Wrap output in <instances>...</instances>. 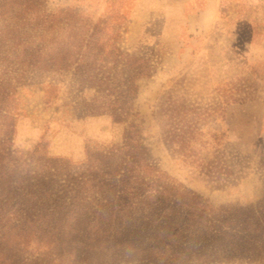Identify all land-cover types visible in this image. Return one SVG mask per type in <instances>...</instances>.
<instances>
[{
  "label": "rangeland",
  "instance_id": "1",
  "mask_svg": "<svg viewBox=\"0 0 264 264\" xmlns=\"http://www.w3.org/2000/svg\"><path fill=\"white\" fill-rule=\"evenodd\" d=\"M128 141L215 208L264 206V0H0V210L40 218L10 220L31 232L0 241L9 264H264L203 224L156 255L138 230L154 206H90L92 165Z\"/></svg>",
  "mask_w": 264,
  "mask_h": 264
},
{
  "label": "trees",
  "instance_id": "2",
  "mask_svg": "<svg viewBox=\"0 0 264 264\" xmlns=\"http://www.w3.org/2000/svg\"><path fill=\"white\" fill-rule=\"evenodd\" d=\"M165 125L172 134L168 138L169 141H180L182 148L190 144V135H194L193 129L190 121H185L180 111L173 110ZM147 155L146 147L139 142H124L122 146L107 151L99 164L92 165L90 177L86 182L91 191L89 199L92 198V204L90 206H154L153 210L148 211L145 217H151L155 224L150 225L149 222H145L143 226H138V230L141 229L145 232L146 238L151 243L149 251L155 252L156 255L165 251L173 256L179 253L181 250H178L177 244L185 241V235L188 232H199L200 228H196V224H203L204 227L208 226V228L214 229L213 233L217 236L215 241L225 242L223 248H230L233 255L238 252L239 256L245 257L246 254L243 253L247 251L246 249L256 251L264 249V206H245L227 210L215 208L203 196L187 190L181 184L170 181L156 166L149 162ZM115 156L117 160L114 163ZM131 162L136 165L133 170L128 168ZM145 174L153 175L156 188L153 186V188L147 189L151 186H145L143 181ZM165 206H169V208L166 210ZM173 206H190V208L188 211L186 209L187 212L184 215L176 211ZM24 210L23 207L16 208L10 210L9 215L5 208L0 210V241H6L9 239V235L15 234L18 241L13 242L15 243L12 245L13 248L17 245L21 246V244L27 245L30 240L27 241L23 236L31 231L28 227L22 228L20 224L10 220L21 219L22 222L30 219L31 224L36 225V221L40 219L35 212L30 213L26 210L24 212ZM110 211L107 215L112 219L114 210ZM23 212L25 213L24 218ZM175 214H181L179 216L185 219L184 222L180 223L176 220L178 215ZM3 219H7V221L2 222ZM63 225L58 226V223H54L50 226L52 231L49 230V232L56 237V234L61 230L59 227ZM114 225L109 223L106 230L103 227H99L98 230L111 233L116 229ZM70 229L78 233L83 230L79 227ZM169 230L172 232H168ZM200 233L203 232L200 231ZM164 235L175 242L166 243V246L163 247V243L158 237ZM22 239H24L23 243L21 242ZM128 242L133 244L136 241L130 240ZM7 243L10 244L9 241ZM122 243L117 242L116 245L119 246ZM167 245L169 246L167 247ZM217 246L219 247L220 244ZM4 252L3 248H0V260H2L0 264H9L10 258L5 257ZM11 259L15 258L12 257Z\"/></svg>",
  "mask_w": 264,
  "mask_h": 264
}]
</instances>
